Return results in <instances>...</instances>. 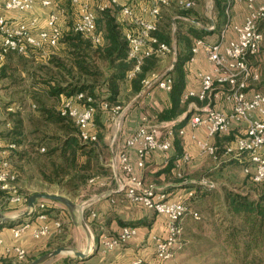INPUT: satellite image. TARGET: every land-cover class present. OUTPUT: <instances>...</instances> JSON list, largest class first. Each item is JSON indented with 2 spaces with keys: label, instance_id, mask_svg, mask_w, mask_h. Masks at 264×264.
Here are the masks:
<instances>
[{
  "label": "built area",
  "instance_id": "2783aa9c",
  "mask_svg": "<svg viewBox=\"0 0 264 264\" xmlns=\"http://www.w3.org/2000/svg\"><path fill=\"white\" fill-rule=\"evenodd\" d=\"M123 0H71L73 6L78 8L77 20L72 27L75 33L90 36L95 43H100L101 35L97 32L98 14L111 9H120L122 20L128 24L125 38L130 46V58L136 60L134 69L129 73L131 79L140 71L145 58L151 56L164 57L174 51L173 47L160 42L154 35L158 31V20L162 7H169L175 2L176 6L184 11L195 8V0H141L144 12L148 17L137 10L132 4H122ZM44 8L50 9L44 26H39V20L33 18L30 22H19L8 19L0 14V64L6 60L11 52L27 54L29 49H41L45 46L56 47L62 36L60 27V10L56 0H40ZM244 3L247 14L243 24L231 25V13L236 4ZM37 0H0V8L4 11L25 13L33 10ZM226 18L229 22L221 31V37L216 42H208L205 39H197L192 47L191 61L203 50L208 61L212 64V71L201 75V89L198 93L190 91L183 95L182 102L189 103L190 116L188 125L192 131L205 128L209 137L229 134L234 128L238 131L236 139L224 145L225 155L232 158L243 159V167L246 175H249L255 183L264 182V94L255 88L261 81L264 73L254 64V59L261 53L264 42V33L261 22L264 20V0H227ZM232 26L235 38L227 40V30ZM215 30V24L208 28ZM156 85L168 92L172 91L174 79L171 75L159 77L152 74L144 81V86L149 88ZM224 101L231 105L230 112H224L215 108V104ZM201 103V105H200ZM96 102L92 96L84 93L64 101L60 112L64 117L74 120L79 138L82 142L98 141L97 134L93 133V119L96 113ZM102 108L115 115L123 111L121 106H111L108 102L102 103ZM173 127V126H172ZM173 128L169 135H173ZM180 136H185V130H179ZM196 140L199 153L202 157L218 159L219 147L215 143ZM138 146V165L143 168L146 160L155 152L167 153L172 147L170 139L158 138L147 126L140 127L127 141L126 147ZM15 144L5 145L0 139V191L10 193L5 201L0 199V210L4 204L20 205L25 198L13 186L16 177L10 171V164L6 159L9 151L15 149ZM44 150V149H43ZM121 168L129 175L127 185H123L120 191L126 198L135 204H141L150 211L164 215L168 220V234L166 237H156L155 253L158 262L166 264L175 259L182 250L183 222L191 215L199 220L200 215L192 211L189 202L171 201L167 193L150 186L144 187L142 183L133 177V165L130 162L126 150L118 155ZM183 162H190L191 157L184 155ZM96 178L91 182H95ZM200 185L215 189L214 183L206 179L199 182ZM194 196L189 193V198ZM52 202L39 201L31 214L37 215L39 220H47L45 214ZM93 216H96L93 213ZM63 223L55 220L53 223H40L32 228L30 222L22 223L12 228L15 239H19L24 233L31 230V236L37 240L48 238L62 231ZM137 234V228L126 226L116 236L110 237L105 233L99 236V245L107 250H114L130 241ZM94 244L96 245L95 237ZM15 255L19 261L27 258V251L17 245H5L0 235V256ZM142 259H137L132 264H143Z\"/></svg>",
  "mask_w": 264,
  "mask_h": 264
},
{
  "label": "trees",
  "instance_id": "16d2710c",
  "mask_svg": "<svg viewBox=\"0 0 264 264\" xmlns=\"http://www.w3.org/2000/svg\"><path fill=\"white\" fill-rule=\"evenodd\" d=\"M214 2L215 10L219 17L225 18L227 0H214ZM171 6L162 8H170ZM3 11L4 10L0 8V13ZM182 11L184 12L183 16H187L186 18H194L192 15L188 14L189 11ZM116 14L118 17H116ZM162 16L163 17H161L160 14L158 31L155 32L154 35L160 42L166 43L171 47L174 42H176L178 47L183 46L184 51H180L178 48L174 69L169 73L174 79V85L170 92L171 105L159 114L158 119L161 122L174 121L187 111V107L191 101L187 103L182 102V97L186 88L185 64L192 57V47L195 41L197 39H204L207 33L205 30L193 24L190 25L189 28L179 29L176 36H174L169 31L171 26L170 21H173V19L168 16L165 18L164 15ZM161 18H163L164 21H161ZM76 20L77 18L63 20L64 27L60 24L62 36L56 47L45 46L41 49H29L28 53L24 55L11 52L6 57V60L0 64V80L11 77V75H6L7 71L17 70V66L21 64L26 65V62L35 63L40 59H49L51 64L58 70L56 75H59L58 78L53 75V78L51 77L50 80L45 82L41 81L40 83V88L43 89V91L48 93L52 98L58 100L59 108L57 107V111H51L46 108L40 111L41 118L51 122L56 127L55 134L48 137L45 135L46 137H38L33 140L32 137L25 133L27 128L25 125V118L22 112L19 111L21 109H17L13 107V105L7 106V110L11 111L5 123L9 132L5 136H0V139H2L5 145H16L15 149L9 151L6 159L10 164L11 173L16 177L13 186L18 189L19 193L25 198V201L20 205L11 206L6 203L2 210H0L1 213L4 212V210H16L18 207H27L28 198L32 195L30 193L24 196L22 187H19V181H24L26 185H30V183L33 182L32 177H29V179L25 181L22 176L23 167H18L12 159L13 154L22 146H25L26 149L22 151V153H18V160L24 162L27 159L28 164L32 163L37 170L36 176L42 183L52 186L58 185L62 191L71 195H77L80 191L84 190L92 179L100 175L112 173L111 167L105 166L103 162V158L105 157L101 153L108 148V146L103 142L105 137V126L100 122L97 113L98 111H105L102 108L103 102H108L111 106L118 105L122 107V86L130 82L133 95H138L145 88L144 81L159 70V63L162 57L154 55L145 58L140 71L131 79L129 78V73L134 69L136 60L129 56L130 46L125 38L128 24L122 20L120 9H111L98 14L97 32L102 37L100 43H95L90 36L72 31V27ZM195 20L199 22L197 18H195ZM61 21L62 20H60V23ZM225 21L224 19V22ZM261 29L264 33V20L261 22ZM262 51H264V42ZM262 51L261 53L263 54ZM59 52L64 55L66 60L54 56ZM261 53L258 56H260ZM258 56L254 59V64L256 66H258L256 63ZM258 67L260 68V66ZM260 70L264 73L263 69L260 68ZM100 82H102L105 88L100 89L101 93H98L97 89ZM255 88L259 91H263L264 76L261 81L255 85ZM80 93L92 96L96 102V113L93 119L94 127L92 128L93 133L98 136V141L96 142H82L79 138L78 128L74 120L62 116L60 112L61 106L66 99L74 98ZM34 107L36 106L34 105ZM186 119L175 126V133H179V129L186 124ZM33 134L32 136H34ZM216 138V144L219 147L218 159L216 160L221 161L222 158H226L223 162L224 166H243V159L230 158L225 155L224 145L235 140L232 133L218 135ZM175 145L179 154H181V145L179 144L178 138H176ZM42 149L45 151L42 152ZM246 176L251 182L259 185L255 194L251 193V195L250 193L244 194L240 191L226 190L222 197L227 213L232 215L234 221L241 222L240 225L232 227V237H230L231 234L229 235L228 229H225L226 232H228L225 240L230 243L233 240L235 243L233 249L236 251L241 241L244 243L245 248L249 250L251 248H258L264 240V182L255 183L249 175ZM186 180L185 177L179 178V182L183 187H192L189 193L193 192L194 196L189 198L188 193V198L186 199L189 202V207L191 201L199 199L198 204H201L200 209H204L203 211L207 218H211L213 222H216L214 223L215 228H213V231L216 232L218 229L221 231L223 225H217V220H215L214 217L212 218L213 210L209 207L202 206V201L210 199V196L214 195L216 188L211 190L203 187L199 183L191 184L186 182ZM9 195L10 193L8 192L0 191V199L2 202H4L5 197ZM42 201L53 203V201L48 200ZM54 211V208H49L45 214L50 215ZM36 218L37 215L31 214L28 218H19L7 222L0 221V232L6 227L12 229L25 222L32 223ZM62 231L59 234H55V236H59ZM49 238L50 237L45 239L49 240ZM51 249L52 247L49 245V250ZM45 253H47V251H44L42 254ZM34 259L35 258H31L29 262H19L17 257L13 254H2L0 256V264H17V262L29 264ZM75 259L80 261L78 258ZM72 260L73 259L69 257L64 264H75L72 263Z\"/></svg>",
  "mask_w": 264,
  "mask_h": 264
},
{
  "label": "crops",
  "instance_id": "0c3cea01",
  "mask_svg": "<svg viewBox=\"0 0 264 264\" xmlns=\"http://www.w3.org/2000/svg\"><path fill=\"white\" fill-rule=\"evenodd\" d=\"M82 1L87 2L89 0ZM140 1L141 0H123L122 4L129 3L133 6L136 5L137 10L145 17H148V13L142 10L143 4L140 3ZM56 2L61 11V26L64 27L63 20L77 18L78 8L72 5L71 0H56ZM174 4L175 2L172 3V5ZM40 11L43 13L41 14ZM49 11L50 9L44 8L41 5L40 0H37L35 8L29 12L20 14L12 11H3L0 14L8 19L25 23L30 22L33 18H37L39 20V26H44ZM246 14L247 11L245 4H236L231 13V25L243 24ZM175 18L176 17L173 19L175 20ZM178 18L188 20V18L185 19V17ZM190 20L195 25L199 24L195 18H190ZM227 20L229 22V19ZM193 23L189 22V25H193ZM214 24L215 30L212 32L209 31L208 28ZM227 24L223 28H225ZM217 25L218 24L212 20L209 27L196 26L207 32L204 38L206 41L216 42L220 39L221 31L223 30L219 29ZM235 36L233 30L231 32H229V29L227 30V40L231 41ZM178 48L180 51H184L183 46L178 47L176 42H174V56L172 63L164 72L159 74L161 79L174 69ZM163 62L165 64V61H160L159 69L166 66L163 65ZM212 68L213 66L208 61L203 50L200 51L194 61H187L185 64L186 88L184 94L190 91L198 93L201 89V75L211 72ZM127 98L129 101L127 105L123 107V111H121L119 115L103 110L101 111L102 115L100 122L105 126L104 133H107L105 143L108 146V148H106L101 154H107L110 157V160L108 162L105 161L104 165L111 167L112 173L100 175L96 178L95 182H90L85 187L88 191V195L83 204L85 205L84 212L86 221L94 234L97 243L95 246H99V250L95 251L90 257L84 260L77 261L75 257H71L73 259L72 263L75 264H132L137 259H142L144 262L143 264H156L158 262L155 253L156 237L167 236L168 220L166 216L150 211L141 204L132 203L126 198L125 193L120 191L122 186L127 185L130 179L129 175H126L121 168L118 157L121 151L126 150L129 154L130 162L133 165V177H136L146 188L154 186L166 192L171 201L186 200L189 191L192 190V187H183L179 182V178L185 177L187 179L186 182L193 184L198 183V180L201 179L200 177H205L209 173L227 170L226 166L223 164L225 159H222L221 161H213L212 159L204 158L200 155L197 142L193 139V136H196L197 140L208 141L215 144L217 138L209 137L207 130L203 127L196 131H192L188 125V117L191 115V112H189L190 105H188L187 111L178 119L161 122L158 119L159 114L171 105L170 92L153 85L149 88L145 87L140 94L133 95L131 84L130 82H127L122 86L121 90V99H123V103L126 102L125 99ZM215 108L224 112L231 111V105L224 101L217 102ZM1 110L0 102V115ZM184 119H186V124L180 129L185 130V136H180L179 133H175L174 128ZM112 124L114 126V131L112 132V138L109 141L111 134L110 126ZM142 126L150 128L158 138H168L172 142V147L169 152L153 153L146 160L143 168L138 165V146L126 147V141ZM172 128L174 134L169 135ZM231 133L235 139L239 134L235 128L229 134ZM176 138H178L179 144L181 145V154H179L175 145ZM184 155H189L191 161L188 163L183 162L182 157H184ZM36 192L37 191H33L31 194ZM49 204L51 208L55 209V211L48 215L47 220H39L36 218L31 223L32 228H35L40 223H53L55 220L63 221V216L67 210L66 207L58 202ZM93 213H95L96 216H93ZM70 219L71 221H68L71 224L76 223L71 213ZM65 221L66 220L64 219V222ZM126 226L137 228L136 236L130 241L114 250H107L99 245V236L102 233L113 237L118 235ZM185 230L186 225L184 224V233L186 232ZM0 235L3 238L5 245L20 246L33 255H40L44 251H47L46 249H49V245L52 247L57 243L56 238L58 237V235L55 236L54 234L49 240L43 239L42 241H37L31 237V230H29L21 238L14 239L11 228L7 227L1 230ZM85 240L86 243L82 245V247H84H78V249H80L79 251L86 250L88 246L87 235ZM190 243L194 245V243L188 239H182V250L176 255L175 259L168 261L166 264H189L188 262L192 261V259L187 261L186 258L187 256L193 258V255H188L186 246ZM67 258L63 262L48 264H64ZM184 260L186 262H183Z\"/></svg>",
  "mask_w": 264,
  "mask_h": 264
},
{
  "label": "rangeland",
  "instance_id": "374dc122",
  "mask_svg": "<svg viewBox=\"0 0 264 264\" xmlns=\"http://www.w3.org/2000/svg\"><path fill=\"white\" fill-rule=\"evenodd\" d=\"M195 1V8L190 10L188 14L192 15L194 18H197L199 20V24L196 25L200 27H209L210 23L213 20L216 22V24H218L217 26L219 29H223V27L227 24V18L219 17L217 11L215 10L214 0ZM40 12L41 14L43 13L42 11ZM183 13L184 12L180 10L176 6V4L172 5L170 8H162L161 17H163L162 15H164V18L166 16L171 19L176 17L175 20L173 19V21H170L171 26L169 30L170 33L174 36H176V33L179 29L189 28V22L193 23L190 18H188V20L179 19L178 17H185L186 19L187 16H183ZM116 17H118L117 14ZM224 19L226 20L225 22ZM161 21H164V19L161 18ZM231 31L232 26L229 28V32ZM262 52L263 54L261 53V55L258 56V58L256 59V63L258 66H260L261 69L264 70V51ZM173 54L174 52L160 59V61H165V64L163 62V65L166 66L160 68L156 72L157 75L164 72L165 69L171 65L174 56ZM54 56L66 60V58H64V55H62V53L60 52ZM16 69L17 70H9L6 72V75H11V77H8L7 79L5 78L4 80H0V102L2 104V110L0 115V136H5L9 132L5 124L11 112L7 110V106L9 105H13V107L21 109L19 111L22 112V115L25 118V125L27 128L25 133L26 135L32 137L33 140L38 137H46L45 135H47L48 137L52 134H55L56 127L51 122L43 120L40 116V111L44 108L49 109L51 111H57V109L59 108L58 100L52 98L48 93L43 91V89L40 88V83L41 81L45 82L50 80L51 77L53 78V75L57 76L58 78L59 75H56L58 71L57 68L53 64H51V61L49 59H40L35 63L26 62V65L21 64L17 66ZM98 86L99 87L97 89V92L101 93L100 89H104L105 87L102 85V82H100ZM261 92L264 94V89L263 91L261 90ZM125 100L126 102L123 103V99H121L122 107L126 106L129 101L128 98ZM34 105L36 107H34ZM101 115L102 112L98 111L99 120L101 118ZM110 130L111 134L109 141L111 140L113 134L112 132L114 131L113 124L110 126ZM32 134L34 136H32ZM106 134L107 133L105 132L103 142H106ZM25 149V146L19 148L13 154L12 158L14 163H16L18 167H23L22 176L24 177L23 179L25 181H27L29 177H32L33 182H31L30 185H26L24 181H19V187H22V193L24 196L30 194L33 191H37L36 193L60 194L68 197L80 206L84 204L88 195V191L86 189L80 191L77 195H71L62 191V189L58 185L52 186L42 183L36 176L37 170L32 163L28 164L27 159L24 162H20L18 160V153H22V151H25ZM44 151L45 150L42 149V152ZM103 156L105 157L103 158V162H108L110 160V157L107 154ZM208 159L212 158L208 157ZM222 159L226 160V158ZM212 160L215 161V159ZM226 169V171L220 170L219 172L215 171L209 173L207 177H201V179L198 180V183L201 182L203 179H206L207 182L215 184L216 190L214 191V195H209L210 199H205L204 201H202V206L209 207L213 210L212 218L214 217L215 220H217V225L220 226L222 224L223 228L221 231L218 229L216 232H214L213 228H215L214 223L216 222H213L211 218H207L205 212L203 211L204 209H200L201 204H198L199 199L191 201L190 207L192 211H197L200 214L201 218L199 220H196L191 215H189L184 222V224L186 225V232L184 233L185 235L182 237V239H188L189 241L194 243V245L190 243L186 246V251L188 252V255H193V258H189L187 256L186 259L187 261H190V259H192V261L188 262L189 264H264V240L258 248H251L249 250L245 248L244 243L241 241L237 251L233 249V245L235 244L233 240L231 243L225 240V237L228 234L225 229H228L230 235L232 227L241 224V222L239 221H234L232 215L227 213L225 203L222 198L225 191L232 190L240 191L244 194H255L257 191V187L259 186L257 184H254L247 178L243 166L228 165L226 166ZM26 208V206L18 207V209L16 210H4V212L2 213L8 217H16L18 215L23 214L26 211ZM63 218L66 220L64 222L63 219L62 221L63 231L56 238L57 243L52 246V249H46L47 252L55 250L59 247H67L70 249L80 250L78 249V247L81 246V248H83L84 246L82 247V245L86 243V232L80 224L79 215H75L77 223L72 224L68 221H71L70 213L68 210H66V213ZM230 237H232V234L230 235ZM40 240L42 241L43 239ZM41 255L43 254L41 253L40 255H33L32 253H28V257L23 260V262H29L31 258L37 259ZM73 256L74 255L70 254H62L57 258L47 262V264L63 262L67 257ZM19 262H17V264H22ZM183 262L186 261L184 260Z\"/></svg>",
  "mask_w": 264,
  "mask_h": 264
},
{
  "label": "water",
  "instance_id": "95a60500",
  "mask_svg": "<svg viewBox=\"0 0 264 264\" xmlns=\"http://www.w3.org/2000/svg\"><path fill=\"white\" fill-rule=\"evenodd\" d=\"M39 200H48V201L61 203L73 215V219L76 223L77 221L75 219V215L78 214L80 224L83 227L87 235L88 246L85 251H79V250L70 249L67 247H59L55 250H52L50 252H47L41 255L39 258L33 260L29 264H45L62 254L74 255L73 257L78 258L80 260H84L90 257L95 251L99 250V246L96 247L94 244V234L92 233V230L90 229V226L88 225L86 218L84 216L85 205L80 206L76 204L74 201H72L71 199H69L68 197L60 195V194L34 193L28 198L27 208L23 214L18 215L16 217H8L0 212V221L7 222V221H13L19 218H28L31 215L36 203Z\"/></svg>",
  "mask_w": 264,
  "mask_h": 264
}]
</instances>
